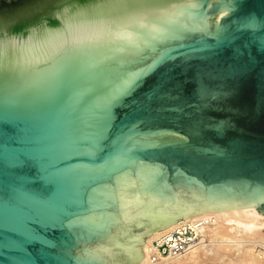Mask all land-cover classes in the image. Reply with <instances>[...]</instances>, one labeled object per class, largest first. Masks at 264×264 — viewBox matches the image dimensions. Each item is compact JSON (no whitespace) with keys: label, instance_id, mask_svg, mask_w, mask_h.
<instances>
[{"label":"water","instance_id":"95a60500","mask_svg":"<svg viewBox=\"0 0 264 264\" xmlns=\"http://www.w3.org/2000/svg\"><path fill=\"white\" fill-rule=\"evenodd\" d=\"M209 1L0 4V264H138L264 202V0Z\"/></svg>","mask_w":264,"mask_h":264},{"label":"bare ground","instance_id":"6f19581e","mask_svg":"<svg viewBox=\"0 0 264 264\" xmlns=\"http://www.w3.org/2000/svg\"><path fill=\"white\" fill-rule=\"evenodd\" d=\"M224 16L215 13L209 28ZM140 245L138 264H264V202L200 211L154 230Z\"/></svg>","mask_w":264,"mask_h":264},{"label":"rangeland","instance_id":"374dc122","mask_svg":"<svg viewBox=\"0 0 264 264\" xmlns=\"http://www.w3.org/2000/svg\"><path fill=\"white\" fill-rule=\"evenodd\" d=\"M21 0H0V4H17Z\"/></svg>","mask_w":264,"mask_h":264},{"label":"snow or ice","instance_id":"6c2138e0","mask_svg":"<svg viewBox=\"0 0 264 264\" xmlns=\"http://www.w3.org/2000/svg\"><path fill=\"white\" fill-rule=\"evenodd\" d=\"M136 82H137V81H135V80L132 81V82L128 85V87H129V88L134 87Z\"/></svg>","mask_w":264,"mask_h":264}]
</instances>
